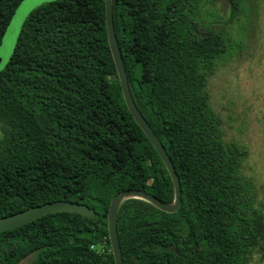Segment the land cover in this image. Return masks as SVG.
<instances>
[{
	"label": "trees",
	"instance_id": "16d2710c",
	"mask_svg": "<svg viewBox=\"0 0 264 264\" xmlns=\"http://www.w3.org/2000/svg\"><path fill=\"white\" fill-rule=\"evenodd\" d=\"M23 1L0 0V45ZM228 1L231 19L239 0ZM202 2L112 0L132 99L173 164L182 200L174 214L139 200L120 206L123 264L264 257V206L254 207L241 173L247 152L224 141L209 106L207 80L226 45L218 32H198ZM0 132V219L59 201L94 211L48 215L0 233V264H114L112 199L138 190L173 202L169 174L124 103L104 0H55L27 16L0 72Z\"/></svg>",
	"mask_w": 264,
	"mask_h": 264
},
{
	"label": "rangeland",
	"instance_id": "374dc122",
	"mask_svg": "<svg viewBox=\"0 0 264 264\" xmlns=\"http://www.w3.org/2000/svg\"><path fill=\"white\" fill-rule=\"evenodd\" d=\"M53 1L21 2L0 45V72L12 56L26 16ZM230 8L228 0H203L199 12L198 32H218L226 45L213 64L206 92L209 106L222 121L224 141L247 152L241 173L251 182L254 207L260 211L264 206V0H239L238 12L229 20ZM248 264H264V257L254 254Z\"/></svg>",
	"mask_w": 264,
	"mask_h": 264
},
{
	"label": "water",
	"instance_id": "95a60500",
	"mask_svg": "<svg viewBox=\"0 0 264 264\" xmlns=\"http://www.w3.org/2000/svg\"><path fill=\"white\" fill-rule=\"evenodd\" d=\"M104 6H105V22H106L108 45L115 66V70L117 73L124 103L132 119L140 128V130L143 132V134L148 139V141L150 142V144L158 154L159 158L161 159L171 179L173 185V192H174L173 202L170 204L163 203L157 198H155L153 195L145 191H138V190H128L122 192L112 199L108 208V215H107L108 240L110 243V249L114 264H123L120 244L117 235V213L120 206L129 200H139L153 206L155 209H157L160 212L166 214H174L181 207L182 200H181L180 181L175 172L173 164L170 158L168 157L163 145L156 137V135L154 134L148 123L139 113L132 99L126 78L122 56L120 53V49L114 31L112 0H104ZM61 213H72L89 218L94 214V211L89 207L85 205H81L79 203H73L67 201L48 203L28 209L24 212L12 216L1 218L0 233L15 230L17 228L23 227L29 223L36 221L37 219H40L48 215L61 214Z\"/></svg>",
	"mask_w": 264,
	"mask_h": 264
},
{
	"label": "built area",
	"instance_id": "2783aa9c",
	"mask_svg": "<svg viewBox=\"0 0 264 264\" xmlns=\"http://www.w3.org/2000/svg\"><path fill=\"white\" fill-rule=\"evenodd\" d=\"M106 241V240H105ZM103 241L102 243H100L99 245V253L100 254H103L104 253V250H105V246H106V242ZM91 249H94V247H91Z\"/></svg>",
	"mask_w": 264,
	"mask_h": 264
}]
</instances>
